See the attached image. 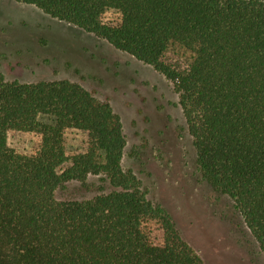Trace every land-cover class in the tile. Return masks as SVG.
Returning a JSON list of instances; mask_svg holds the SVG:
<instances>
[{
  "label": "trees",
  "instance_id": "trees-1",
  "mask_svg": "<svg viewBox=\"0 0 264 264\" xmlns=\"http://www.w3.org/2000/svg\"><path fill=\"white\" fill-rule=\"evenodd\" d=\"M14 1L168 81L200 179L232 201L264 257V0ZM15 135L30 152L11 147ZM125 147L120 117L80 84L0 74V264H201L123 170ZM65 188L77 197L57 198Z\"/></svg>",
  "mask_w": 264,
  "mask_h": 264
},
{
  "label": "rangeland",
  "instance_id": "rangeland-1",
  "mask_svg": "<svg viewBox=\"0 0 264 264\" xmlns=\"http://www.w3.org/2000/svg\"><path fill=\"white\" fill-rule=\"evenodd\" d=\"M0 74L20 82L68 79L108 102L126 139L123 170L142 179L201 264H264L232 201L200 179L178 95L151 67L35 7L0 0ZM9 143L27 153L32 139L15 135ZM76 195L56 192L62 200Z\"/></svg>",
  "mask_w": 264,
  "mask_h": 264
}]
</instances>
